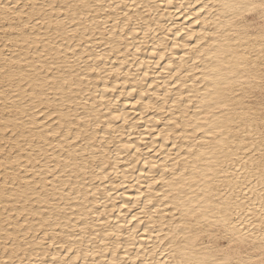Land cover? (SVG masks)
<instances>
[{
  "label": "snow or ice",
  "instance_id": "obj_1",
  "mask_svg": "<svg viewBox=\"0 0 264 264\" xmlns=\"http://www.w3.org/2000/svg\"><path fill=\"white\" fill-rule=\"evenodd\" d=\"M109 7L130 9L115 20L123 25L122 35L125 30L148 35L136 14L144 5L134 0L131 6ZM94 9L104 5L91 0H0L5 50L17 45L28 52H14L15 59L5 56L0 67L5 78L0 82V128L8 133L17 127L13 139L19 136L23 142L11 155L25 150L28 158L27 166L12 161L19 170L14 180L4 181L9 219L0 232V264H264V0H206L200 8L198 15L205 14L203 39L194 46L193 67L201 75L193 81L195 92L185 87L187 98L181 94L172 100L173 111L184 107L187 123L181 124L179 117L169 121L184 143L173 144L180 148L178 159L170 157L173 166L166 165L159 180L153 177L163 190L147 197L149 219L158 216L159 225L146 229L154 239L150 236L142 246L143 254L133 257L125 249L123 258V242L111 239L117 230L103 228L102 237L87 217L77 219L81 197L95 195L77 190L88 183L86 177L79 183L82 174L90 169L93 175L106 172L96 153L115 132L113 121L121 119L117 114L108 120L110 131L100 138L97 105L84 91V81L97 74L103 79L106 72L103 49L92 54L90 42L111 48L109 32L114 31L105 24L102 36L95 35L99 25L86 23ZM33 52L36 59L30 58ZM162 99L167 103L171 98ZM15 187L18 191L9 193ZM12 202L15 212L9 208Z\"/></svg>",
  "mask_w": 264,
  "mask_h": 264
},
{
  "label": "bare ground",
  "instance_id": "obj_2",
  "mask_svg": "<svg viewBox=\"0 0 264 264\" xmlns=\"http://www.w3.org/2000/svg\"><path fill=\"white\" fill-rule=\"evenodd\" d=\"M44 1L39 0L40 3H53V4H56L58 0H48L47 2H46V0H44ZM151 1L157 2V0H135L136 4L144 5V7H142L143 10H137L136 9V14L141 18V20L143 22L144 29H145V31L148 32L147 36H145L144 31L139 32V33H141L140 37H137V34H135L133 32H127V30H125L123 35L121 33L115 34V30L123 27L122 24L117 25L115 23L116 18L120 17L121 11H119V10L112 11V8L109 7V5L114 6V5H123V4L127 3L128 5L131 6L133 4L134 0H91V2H93V3L103 4L104 9H94L93 10V13H94L93 19L91 21H86V23L90 27H93V28L96 27L97 25H99L100 31L95 33L96 36H102L103 32L106 31L107 29L114 30L113 32H109V35L112 36V40L110 41V43L112 44L111 48H108L105 45H97L95 43V41H92V42H90L91 48L88 49V51H90L92 54H95L96 52H101V49H103L101 54L105 56L104 62H103V64H101V67L106 68V72L103 73V79L100 78V74H97L96 76H91L90 80L84 81V91L89 94V96L91 97L92 103L97 105V114L99 115L100 125L102 127L101 128L102 131L98 132V135L100 136V138H104V136L110 131L107 128V121L108 120H111L112 117L114 115H117V114L121 115V119L113 121V128L115 129V132H113L112 135L107 137L109 142L104 145L103 150L96 153V156L99 159H102L104 161V165L106 166V172L100 173L99 170H97L96 175H93L92 171L90 169L88 173L82 174V177H81V180L79 181V183H83L84 177H86V176H87L86 179H88V183L82 188L78 187L77 190L82 192V193H88L90 191L91 193H94L95 195H89V196H87L86 199L83 196L81 197V206L78 208L77 219H79L80 215L87 217L89 223H92L96 229L99 228L97 230H100V234L102 237L104 236L103 228H108L109 232H112L113 230H117L118 235L111 237V239L112 238H113L112 240L118 239L121 242H123V244H124V247L119 250L120 258L124 257L125 249H127V251L129 253H131V255L133 257H135L137 252H141V254H143L142 246L149 244V243H147L148 242L147 240L149 239L150 236H152V238L154 239V236L151 232H146L149 234L148 239L147 238L141 239L138 246H136V243L134 242L135 240L131 241L132 237L136 233H138V230L141 228L139 226V222H138L137 226H132L129 228V230L127 232H124L125 225L130 223L131 220L133 221V217L137 218L138 215L144 214V217L147 218L146 225H157V226L159 225V220H157L158 218L155 219V217H154L152 220L149 219V216H151L152 213L147 208H145V205L147 204V197H146V199L139 197L137 199V202H131L130 200H131V197L134 196L135 192L142 191V185L145 183H147L148 185H150V184L152 185V191H151L152 193L155 191L154 185H156V184L154 183L153 178L152 177L144 178L141 175V172L143 173L146 170L141 167L140 168L141 169L140 174H138L135 172L136 169L134 170V168H136V167L138 168V166H136V164L138 163V160L142 158L141 151L143 149H140V147H141L140 142H142V141L148 142V140H147L148 138L149 139L150 138L156 139L157 135L159 136L160 133L165 131V130L162 131V128H159L157 125H155L154 120L152 121V119L150 118V119H148V121H146L147 122L146 123L147 128H145V129L149 130V128L151 126V128L155 129V132H158V133L153 135L154 130L150 129L149 131L152 130L151 132H148V130H145L144 132L142 131V133L140 132L139 134H137L138 132L136 133L137 130L135 129L136 131L135 130H133V131H135V134H137V135H134L133 134L134 132L130 131V129H133V127L135 128V126H134L135 122H133V123L128 122V121H130L129 118L132 115H131V113H129L130 110L129 111L126 110L127 106H129L130 104L134 105L137 100L141 101L142 104L144 105V102H146L145 99L150 100L152 97L150 94V92H151L150 90H148L147 91L148 93L145 94L146 92H144V90H145L144 85H146V83L144 80H143L144 82L141 83L142 79H140V76L143 75L144 78L150 77L151 78L150 85L155 84L156 80H158L157 79L158 76L159 75L162 76L160 74L162 72H163L162 74H164V72H166L171 77L173 75V73L180 71L182 65L186 62L185 60H183L184 56L185 55L188 56V54H189V53L183 51V54L181 56H179V58H180L179 64H178V61H177V64L175 62L172 64V62H171L170 64L163 67L161 71L158 69H155L153 67L151 68L149 66H147V67L145 66V69L142 70L141 68L143 67V65L145 63H144V59H142V57H140V56H139L140 58L138 57V54L141 53L143 51L142 49H145V48H140V46L142 47L141 44L144 43L145 47H146V51L145 50L143 51L144 54L147 53L151 57L158 56V58L160 60V58L163 57V55L168 54V53H166L168 51H172L173 55H177L180 52L178 49L181 46H178L179 44H177V43H175L171 47L168 46L169 45L168 39H170L173 36V37H175L174 39L177 42V40L179 41L180 39H182L183 32H185V33H187V36H185V39L188 40L190 37L191 38L193 37L194 32H195L194 29L191 30L192 26L185 27L183 25H178L179 23L176 22L179 19L189 18L188 17L189 13L184 12V14L182 16L179 15V17H177L178 19H174V18H176L175 17L176 15L171 14V11L174 9L173 8L174 6L176 7V10L178 9L179 6L181 8L186 7V10L188 7V9L190 10L191 8L187 5V3H189V2L186 3V1H190V0H171V3H169V0H159V1H161L160 2L161 4L159 3V5L151 4ZM205 1L206 0L194 1L195 4L200 3L199 4L200 7H199V9H196V11L194 13H191L190 15H193V16L196 15L195 16L196 18L203 16L201 14L198 15V13L200 12V8L202 7L203 3H205ZM63 2L66 3L67 0H63ZM163 2L165 3V7L160 8V7H162ZM184 2L186 3V5ZM191 3H192V1H191ZM181 4L182 5L184 4L185 6H181ZM129 10H130L129 8H124L123 12H127ZM178 10H179V12L181 11V9H178ZM178 10H177V13H178ZM145 12H152V14L154 16L147 18V19H145V18L143 19L142 17H144V16H142V15ZM166 12L168 13V16L166 15ZM186 12H189V11L187 10ZM109 17H111V21H110ZM93 21L95 23H93ZM153 22L155 23V28H154V30L152 29L153 31H152V35H151V32H150L151 28H152L151 24ZM203 22H204V20H203ZM105 24L107 25V29L105 28ZM193 25H194V23H193ZM194 27H195V25H194ZM203 29H204V26L198 32L201 33ZM190 30H191V32H190ZM45 35H47V33H45ZM12 38H14V37H12ZM5 39L6 38L3 34V32H0V67L5 66V59H4L5 56H8V57L13 58V59L17 58V56L14 55V52L16 54H18L19 56H28V52L27 51H21L19 46H17V45H12L10 49L5 50V48H4ZM200 39H203V38L202 37L198 38L196 44H198L200 42ZM187 40H184L182 42L183 47L187 48V46L189 45V44H187L188 42H186ZM144 44H143V47H144ZM45 46L46 45H42V47H45ZM73 47H75V45H73ZM130 48H133V50H134L133 51L131 49L132 50L131 51L132 55L130 57L131 59L128 58V56L130 54L129 53ZM137 48L140 49L138 52L136 51ZM82 51H84V50H82ZM110 52L112 54L109 56L108 53H110ZM30 58L36 59L37 58L36 53L33 52ZM196 59H197V57H196V55H194L193 60H196ZM182 61H184V63ZM181 62H182V65H180ZM151 64L152 63H150V65ZM156 64H159V62L157 61ZM19 66L20 65H17L16 67L18 68ZM115 70H119V71H115ZM187 71H188V73L192 74L191 79H188V77L186 75L185 78H187V80H189L191 82V81H193V79H196L195 78L196 77V75H195L196 69L194 67L191 66V68L188 69ZM145 73H147V75H145ZM157 74H158V76H157ZM177 78H179V77H177ZM4 79H5L4 76L0 75V82H2ZM179 80L181 81L180 82L181 86L183 84H187L186 83L187 81L184 79V77H183V80H181V78ZM184 80H185V83H184ZM182 81H183V83H182ZM89 84L91 85L90 87H89ZM127 84L129 86V90L125 91V88H126L125 86ZM119 85L121 86V88H123V90H120L121 88L119 89L120 92L118 91ZM106 87L109 89L116 87L117 90L115 92L105 91ZM137 88H138L137 99H136V101H133V99L135 98V94L132 95V93H134L133 89H137ZM188 90L195 92L196 86L189 87ZM13 91H19V88L13 86ZM157 91L158 90H153L151 92L153 94V96L154 95L158 96L159 92H157ZM97 92H99L101 95H103L105 97V99L101 100L100 96L96 95ZM166 94H164V96L162 98H167V97L171 98V96H172L171 92L169 95L168 94L166 95ZM181 94H182L181 92H179V93L175 92L174 93L175 96H173V98L175 97L174 99H177L178 96H180ZM21 95H23V93H21ZM184 96H186V98H187V92H186V95H184ZM121 98L123 99V103L118 104ZM157 98L159 99V96ZM109 100L112 101L111 105L109 104ZM162 101L165 102L164 99ZM152 102H150V103H152ZM120 103H121V101H120ZM142 106H141L142 111L140 112L141 115H143L148 110H153V109H149V107H147L146 105H144L143 108H142ZM88 107L91 108L92 104H89ZM153 108H155V107H153ZM171 108L172 107L169 108L170 111H168L169 113H167L168 116L166 114L167 117L162 118L163 113L161 114V111H160V113H158L161 116H159L157 119L162 120L163 122L165 120L167 126H169L170 120L175 119L177 117H179L180 119L184 117V115H183V112H184L183 109L184 108L177 107L179 109L178 111H173V110L171 111ZM160 109H158V110H160ZM135 112H137V111H135ZM12 115H15V113H12ZM3 117H4V104L2 102H0V118H3ZM189 117H191V115ZM138 119H141V118H137V119H135V121ZM157 119H156V122L158 121ZM118 121H122V127L120 126V129L122 128L121 130L116 126ZM185 121L182 122L181 124H183V123L186 124L187 122H185ZM151 122H154L153 124L155 126H152ZM126 124L127 125L131 124V125L129 127V126H125ZM148 124H150V126ZM139 126H141V125H139ZM127 127H129V129ZM136 127H137V123H136ZM164 128H166V127H164ZM125 129H127V130H125ZM122 130L127 131L128 134L124 133V131H122ZM16 131H17V127L15 125L12 126V131H10L11 134L5 133L4 130L2 128H0V232L5 230L6 221L9 219L8 214H6L4 211V205L6 203H8V201L5 200L4 195H3L4 191H5L4 181H5V179H8L10 182L12 180H14L16 173L19 170V169H17L16 164H14L12 161L19 159L22 166H27V164H28L27 152L25 150H21L20 152L16 153L15 155H11L13 153V151L18 147V145L23 142L19 136H15V138L13 139L14 133ZM181 131H184V129H182ZM168 132H173V129L171 127H168V129H166V132L164 133V134H166V136L164 138H166L168 136L167 135ZM176 132H177V130H176ZM176 132H173V133H175V135H176ZM121 137L123 139H120ZM175 139H176V137L169 138V136H168L166 139H163L164 141L162 142V144H160L159 148L164 149V150L167 149L168 148L167 146H169L168 145L169 140H170L171 147H172L173 144L177 142ZM145 142H143V144ZM151 142H153V141H151ZM53 143H56V142L53 141ZM178 144H180L181 146L183 145L181 142ZM124 145H131V147L126 148V147H124ZM152 145H154V144L153 143L149 144V142H148V144L146 146L145 145H143V146H145L144 149L147 148V150H149V149L153 148ZM26 147L27 146H25V149H26ZM95 147L96 148L100 147L99 140L96 141ZM156 147L157 146L155 145L154 148H156ZM5 148L8 149L7 152L5 151ZM110 148H112L113 150L109 151ZM131 148H134L135 152H133V154L131 153V155H127L128 153H126V152ZM177 149L180 151L179 147H177ZM147 150L145 151L146 154L150 151V150L149 151H147ZM168 150H169V152L171 151L170 148ZM88 151L91 154L92 149H88ZM151 152H153V149H152V151H150V154H152ZM166 152H164L166 155L163 157L164 158L163 161H166L169 157L168 152L167 153ZM105 153H107V155H105ZM53 154L55 155V153H53ZM10 155H11V160L9 159ZM152 155L154 156V154H152ZM148 158H146V161H144L145 162L144 165L146 166V164H147V166H148V170H147L148 175H146V176L153 175L158 170H160V168H161L162 172H164V169H165L164 166H163L164 167L163 168L161 165H159V163L156 164L157 163L156 161H155L156 163L155 162L152 163L155 158L153 160H151L153 157H150L151 158L150 160ZM153 165H155V167H153ZM171 167H169V168H171ZM33 175H34V173H33ZM111 175H114V176H111ZM97 176H99L100 178H97ZM103 176H108L110 178L109 179H103ZM131 176L136 181L135 182L136 185L132 182H131V184L129 183V178ZM143 176H145V175H143ZM155 179L159 180L160 176L158 178H155ZM126 180H128V184H127ZM93 185H95V187H93ZM121 187H122V189H124V192H121V191L119 192ZM162 190H163V188H161V191ZM8 191H9V193L16 192V191H18V187L9 188ZM119 193H121V194L123 193L122 196L124 197V200L121 203V205L116 204L117 203L116 201L121 197H119V196L115 197V195H118ZM152 193H150L149 195L154 196L153 195L154 193L153 194ZM121 194H119V195H121ZM140 194L141 193H139V194L137 193V197L140 196ZM133 203L139 204V206H142L145 211H143L144 213H142V211H141V212H137L133 215H129V218H127L128 216L126 213H128V210L131 209V207H132L131 205H133ZM39 206H40L39 204L36 205V207H39ZM100 206L103 209H100ZM106 206H108V207H106ZM28 207L31 208L32 205H28ZM117 207H118L117 214H112L115 211L114 209ZM9 208H10L11 212L16 211L14 202L9 204ZM88 210H91V211H88ZM164 211H166V210L164 209ZM145 213H147V214H145ZM125 214H126V216H125ZM31 219H33V220L38 219V217H31ZM101 219L104 221L103 224H100L98 222ZM11 222H12V231L15 233L17 231L16 221L13 219ZM21 222H23V221H21ZM109 225H111L112 227H108ZM31 226L33 228L39 227L38 224H32ZM121 226H123V227H121ZM132 229H135V232H133ZM146 229H147V227L145 226L144 230L146 231ZM62 231H63V229H62ZM133 244L135 245L134 248L132 247ZM0 252H2V248H0ZM109 258H111V257H109ZM101 259H103V257H101Z\"/></svg>",
  "mask_w": 264,
  "mask_h": 264
},
{
  "label": "rangeland",
  "instance_id": "obj_3",
  "mask_svg": "<svg viewBox=\"0 0 264 264\" xmlns=\"http://www.w3.org/2000/svg\"><path fill=\"white\" fill-rule=\"evenodd\" d=\"M44 1V0H43ZM48 0H46V2H47ZM191 1H192V3H191ZM194 1H196V0H194ZM193 0H190V1H186V3L187 2H189V3H187V5L191 8L190 10L188 9V7H187V10L189 11V12H186L187 10H186V7L184 8H181L180 6V8L178 7V9H181V11L179 12V10H178V13H177V10H176V7L174 6L173 8L175 9H173L172 11H171V14L172 15H176L175 17L176 18H174V19H178L177 17H179V15H183L184 14V12L185 13H189V18H183V19H179V20H175L176 22H178L177 24L178 25H183V26H185V27H188V26H192V29L191 30H193L194 29V35H193V37L191 38H189L188 40L187 39H185V36H187V33H185V32H183V37H182V39H180L179 41L177 40V42L175 41V37H171L170 39H168V41H169V45L168 46H173L175 43H177V44H179L178 46H181V47H179V54H177V55H173V53H172V51H168V52H166V53H168V54H166V55H163V57H161L160 58V60H159V58H158V56H154V57H151L149 54H144V50L146 51V47H145V44L144 43H142L141 45H142V47L140 46V48H145V49H142L143 51L141 52V53H139L138 54V57L140 56V57H142V59H144V65H143V67L141 68L142 70H144L145 69V66L147 67V66H149V67H153V68H155V69H158V70H162V68L163 67H165L166 65H168V64H170L171 62H172V64L175 62L176 64H177V61H178V64H179V62H180V58H179V56H181L182 54H183V51L184 52H187V53H189L188 54V56H184V59L183 60H185L186 62L184 63V61H182L184 64L182 65V62H181V64L180 65H182V67H181V69H180V71L179 72H175V73H173V77L171 76H169V74H167L166 72H164V74H162V73H160L162 76H158V74H157V76H158V80H156V82H155V84H152V85H150V83H151V78L150 77H146V78H144L143 77V75L142 76H140V79H142V81H141V83H143L144 81H145V83H146V85H144V92H146L145 94H147L148 92V90H150L151 92L153 91V90H158L157 92H159L158 93V96H159V99L157 98L158 96L156 95H154L153 96V94L150 92V94H151V96L153 97H151V99L150 100H148V99H145V101L146 102H144V105H148L150 102H152V104L154 105L153 107H155V108H153V107H151V108H149V109H153V110H148V111H146L143 115H141L140 114V112L142 111V109H141V106L143 105L142 104V102H140L139 104H137V103H135L134 105H132V104H130L129 106H127V109L126 110H130L129 111V113H131V117L129 118L130 119V121H128L129 123H133V122H135V128L133 127V129H130V131H133V130H135L136 131V133L137 134H139L140 132L142 133V131L144 132L145 130H148V129H145V128H147L146 126H147V122L146 121H148V119H152V121L154 120V122H155V125H157L159 128H162V131H164V132H162V133H160L159 134V136L157 135V138L156 139H153V138H148L147 140H148V142H149V144H154V145H152L153 146V152H151L152 154H154V156L152 155V154H150V151H152V149H149V150H147V148H145L147 151H149L147 154L145 153V149H144V147L148 144V142H145V141H142V142H140L141 143V147H140V149H143L142 151H141V154H142V158L141 159H139L138 160V163L136 164V166H138V168L136 167V168H134V170H135V172L136 173H138V174H140V168L142 167L143 169H145L146 171L145 172H141V175H142V177H144V178H147V177H155V178H158L159 177V173H162V170H161V168H160V170H158L156 173H154L153 175H149V176H146V175H148L147 174V170H148V166H147V164H146V166L144 165L145 164V162L144 161H146V158H148L149 160L151 159L150 157H153L151 160H153L154 158V161L152 162V163H154L155 161L157 162H155L156 164H158L159 163V165H161L162 167L164 166H168V167H171L172 165V162H171V160L169 159L170 157H171V159L173 160H175V159H178V157L176 156V153L179 151L177 148H174L173 146L171 147V143H170V140H169V146H167L168 148L167 149H160L159 147H160V144H162V142L164 141L163 139H166V138H164L165 136H166V134H164L165 132H166V129H168V127H171L172 129H173V132H176V128H175V125H170L169 124V126H167L166 125V122H165V120H164V122L162 121V120H159V119H157L159 116H161L160 114H158V113H160V110H158V109H160V108H163L164 109V111H161V114H162V118L163 117H167L168 116V114L167 113H169L168 111H170L169 110V108L170 107H172L171 108V111L173 110V106H172V100L175 98H173V96H175L174 95V93L176 92V93H179V92H181L182 93V95H186V92L184 91V89H185V87H187V89L189 88V87H192V86H195L194 84H193V81L195 80V79H193V81H189V80H187V78H185L186 77V75H187V73H188V69H190L191 68V66L193 67V56L195 55L194 54V51H193V49H194V46H196L197 44V40H198V38H200L201 37V33H199L198 31L200 30V29H202V27L204 26V22H203V20H204V15L205 14H201V15H203V16H201V17H199V18H196L195 16L196 15H190L191 13H194L195 11H196V9H199V4L197 5V4H195V2H194ZM200 1H202V0H200ZM45 2V1H44ZM161 1H159V0H157V2L156 1H151V4H156V5H159V3H160ZM194 2V3H193ZM206 2V1H205ZM64 2H63V0H58L57 1V3L56 4H63ZM164 3V2H163ZM162 3V7H160V8H164L165 7V3L163 4ZM185 3V2H184ZM186 3H185V5H186ZM161 4V3H160ZM190 4V5H189ZM184 4L182 5L181 4V6H185ZM195 5V6H194ZM197 5V6H196ZM195 10H194V9ZM137 10H143V8H137ZM160 10V9H159ZM186 10V11H185ZM175 11V12H174ZM160 12V11H159ZM182 13V14H181ZM178 14V15H177ZM166 15L168 16V13L166 12ZM142 16H144V17H142L143 19L145 18V19H147V18H150V17H152V16H154L153 14H152V12H145ZM191 16V17H190ZM120 18H123V13H122V11L120 12ZM203 20H202V19ZM183 20V21H182ZM110 21H111V19H110ZM198 21H199V23H198ZM193 23H194V25H195V27H194V25H193ZM151 35H152V31L154 30V28H155V23L153 22L152 24H151ZM194 27V28H193ZM153 29V30H152ZM190 29V28H189ZM191 30H190V32H191ZM197 31V32H196ZM120 33V31H119V29H117V30H115V34H119ZM141 36V33H139V35H137V37H140ZM182 40V41H181ZM184 40H187L186 42H188L187 44H189L188 46H187V48L186 47H183L182 45H183V41ZM181 41V42H180ZM191 43V44H190ZM143 44H144V47H143ZM185 48V49H184ZM133 50V48H130V54H129V56H128V58H130L131 57V55H132V53H131V51ZM134 51V50H133ZM191 52V53H190ZM171 54V55H170ZM139 57V58H140ZM151 57V58H150ZM127 58V59H128ZM131 59V58H130ZM129 60V59H128ZM159 62V64H156V62ZM189 61V62H188ZM150 63H152L151 65H150ZM186 65V66H185ZM188 65V66H187ZM154 69V70H155ZM201 73H199V72H197V71H195V75H196V77L197 76H199ZM179 75V76H178ZM160 77V78H159ZM177 77H179V78H177ZM183 77H184V79L187 81L186 83L187 84H183L182 86L180 85L181 83V81L179 80L180 78H181V80H183ZM195 77V78H196ZM144 80V81H143ZM185 80H184V83H185ZM167 82V83H166ZM178 82V83H177ZM182 83H183V81H182ZM189 83V84H188ZM187 85V86H186ZM128 86V84L124 87L125 88V91H128L129 90V86ZM181 86V87H180ZM121 86L119 85V88H118V91L120 92V90H123V88H121ZM183 88V89H182ZM120 89V90H119ZM134 93H132V95H134L135 94V98L133 99V101H136V99H137V94H138V88L135 90V91H133ZM169 95L170 94V92H171V100L169 101V102H167V103H165V102H163L162 100L163 99H161L163 96H164V94H166V93ZM169 92V93H168ZM166 94V95H167ZM165 95V96H166ZM161 96V97H160ZM185 97V99H186V96H184ZM153 99V100H152ZM130 100V99H129ZM120 101H121V103H120ZM120 101H119V103L118 104H122L123 103V99L121 98L120 99ZM155 102V103H154ZM143 105V106H144ZM163 105V106H162ZM143 106H142V108H143ZM177 107H181V108H184L183 106H177ZM126 108V107H125ZM157 110V111H156ZM167 110V111H166ZM184 110V109H183ZM103 111V110H102ZM135 111H137V112H135ZM159 111V112H158ZM166 114H167V116H166ZM156 115V116H155ZM158 115V116H157ZM165 115V116H164ZM191 115V113H189V116ZM142 116V117H141ZM137 119V118H141V119H138V120H136L135 121V119ZM185 117H183V118H179L180 119V122L182 123V122H184L186 119H184ZM132 119V120H131ZM134 119V120H133ZM156 119L158 120L157 122H156ZM154 122H151V124H152V126H155L153 123ZM160 122V123H159ZM185 122H187V121H185ZM136 123H137V127H136ZM116 124V123H115ZM184 124V123H183ZM130 125L131 124H126L125 126H129L130 127ZM139 125H141V126H139ZM149 126H150V124H148ZM116 126L120 129V126L122 127V121H118L117 122V124H116ZM148 126V127H149ZM166 127V128H164V127ZM129 127H127L128 129H129ZM174 127V128H173ZM102 128V127H101ZM122 129V128H121ZM120 129V130H121ZM144 129V130H143ZM150 129H152L151 128V126H150V128H149V130ZM125 130H127V129H125ZM125 130H122V131H124V133H127L128 134V132L127 131H125ZM141 130V131H140ZM148 130V132H151L152 130H154V132H155V129H152L151 131H149ZM182 129H180L179 131H181ZM135 131H133L134 133V135H137V134H135ZM147 132V131H146ZM153 132V135L154 134H157L158 132H155L154 133ZM172 132V133H173ZM7 134H11L10 133V131L7 133ZM164 135V136H163ZM175 135V133H173L172 135H171V137L169 136V138H173V137H176V143H184L183 141H178L177 140V132H176V135ZM123 137V136H122ZM120 138V139H123V138ZM145 140V139H144ZM146 140V141H147ZM150 140V141H149ZM151 141H153V142H151ZM157 141V142H156ZM160 141V142H159ZM143 142H145L144 144H143ZM168 143V142H167ZM143 145H145V146H143ZM157 146L156 148H154V146ZM143 146V147H142ZM171 149V151L169 152V150L168 149ZM175 149V150H174ZM130 150V151H129ZM126 153H128L127 155H131V153L133 154V152H135V149L134 148H131V149H129ZM156 150V151H155ZM178 150V151H177ZM168 152V154H169V157H168V159L166 160V161H163L164 160V156L166 155L164 152ZM164 154H163V153ZM166 152V153H167ZM125 153V154H126ZM145 153V154H144ZM124 154V155H125ZM146 155V156H145ZM149 155V156H148ZM151 155V156H150ZM170 160V161H169ZM140 161V162H139ZM170 163H169V162ZM163 162V163H162ZM147 167V168H146ZM163 167V168H164ZM143 175H145V176H143ZM111 176H114V175H111ZM86 178H87V176H86ZM133 177L131 176L130 178H129V183L131 184V182L132 183H134L135 185H136V181L134 180V178L132 179ZM131 180V181H130ZM87 181H88V179H87ZM127 181V184H128V180H126ZM133 184V185H134ZM156 184V183H155ZM154 187H155V191L152 193V192H150L149 191V185L147 184V183H145V184H143L142 185V191H140V192H135V194H134V196H132L131 197V202H137V199L139 198V197H141V198H144V199H146V197H148V195L150 194V193H152L154 196H155V194H156V192L159 190V191H161V188L162 187H160V186H158L157 184L156 185H154ZM121 189H122V187H121ZM119 190V192L121 191V192H124V189H122V190ZM143 192V193H142ZM137 193L139 194V193H141L140 194V196H138L137 197ZM119 194H121V193H119ZM115 195V197L116 196H119V197H121V198H119L116 202V204L118 205H121V203L123 202V200H124V197L122 196L123 195V193L121 194V195ZM153 196V197H154ZM132 207H131V209H129L128 210V213H126L127 214V218H129V215H133V214H135V213H137V212H141L142 211V209H143V207L142 206H139V204H137V203H133V205H131ZM106 207H108V206H106ZM133 208V209H132ZM145 208H147V209H150L151 208V206L150 205H145ZM100 209H103L101 206H100ZM115 210V211H114ZM113 211H114V213H112V214H117V211H118V207L117 208H115ZM166 211H167V209H165ZM165 211V212H166ZM142 213H144L143 211H142ZM126 214H125V216H126ZM158 218V219H157ZM155 219H157V220H159V217L157 216V217H155ZM141 221V222H140ZM146 221H147V218H145L144 217V214H140V215H138V217L136 218V220L135 219H133V221L131 220V222L130 223H128V224H126L125 225V227H124V232H127L128 230H129V228L130 227H132V226H137L138 224V222H139V226L142 228H140L139 230H138V233H136L133 237H135V241L132 239L131 241H134L135 243H136V246H138L139 245V243H140V241H141V239H148V237H149V234L148 233H146V232H148V231H145L144 230V228H145V226L147 227V229H148V227L150 228V227H152L153 225H146ZM97 229H99V228H97ZM144 231V232H143ZM145 233V234H144ZM113 237V236H112ZM132 237V238H133ZM113 239V238H112ZM148 242L147 243H149V239L147 240ZM147 245V244H146ZM146 245H143V246H146Z\"/></svg>",
  "mask_w": 264,
  "mask_h": 264
}]
</instances>
